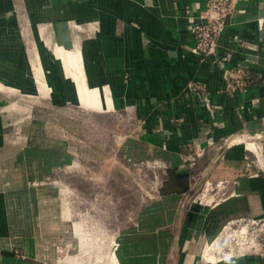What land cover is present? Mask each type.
<instances>
[{
	"label": "crops",
	"instance_id": "1",
	"mask_svg": "<svg viewBox=\"0 0 264 264\" xmlns=\"http://www.w3.org/2000/svg\"><path fill=\"white\" fill-rule=\"evenodd\" d=\"M206 3L0 0V94L18 96L0 107V146L5 121L13 117L9 107L21 117H33L44 103L104 116L132 105L148 121L155 150L187 185L166 201H182L194 169L197 175L211 171L208 180H199L213 185L203 194L212 200L209 214L204 207L185 213L179 207L174 214L168 204L150 209L140 226L123 232L130 239L122 234L118 251L109 254L115 264L126 245L139 248L135 234L142 227L150 237L156 226L163 229L145 242L165 249L166 264H244L242 252L219 255V232L226 224L264 219V0L239 2L217 34L214 51L200 57L191 29L204 23ZM94 91L96 103L82 96ZM9 163L4 159L0 172ZM1 201L0 264H53L40 259L48 244L41 238L31 243L18 203L9 210L7 204L20 201L18 194L0 195ZM212 240L216 257L210 258L205 250ZM11 249L25 258L6 256ZM257 259L254 264H264Z\"/></svg>",
	"mask_w": 264,
	"mask_h": 264
},
{
	"label": "rangeland",
	"instance_id": "2",
	"mask_svg": "<svg viewBox=\"0 0 264 264\" xmlns=\"http://www.w3.org/2000/svg\"><path fill=\"white\" fill-rule=\"evenodd\" d=\"M228 1L230 18L245 0ZM17 97L0 94V107ZM8 109L13 117L5 121L0 163L7 158L10 163L0 172V195L18 194L20 201L7 205L9 210L15 203L21 207L31 243L41 238L48 244L40 256L45 262L115 264L109 254L118 251L122 234L140 226L150 209H163L167 204L173 214L179 207L184 213L194 207H204L205 214L212 209V200L208 202L203 194H209L213 185L199 183L203 177L208 180L211 171L197 175L198 169H194L189 178L192 184L182 201L170 204L165 200L187 185L180 181L181 172L155 150V142L148 136V121L132 105L111 109L104 116L66 104L44 103L34 109L33 117H21L17 108ZM9 179L11 183L6 184ZM25 193L29 197L25 198ZM226 225L229 227L219 232V255L242 252L244 264L264 259V219ZM241 226H245L242 233ZM161 229L156 226L150 231ZM148 231L142 227L135 234L140 239L139 248L132 251L126 245L116 264H166L165 249L145 242L155 235L149 237ZM5 255L25 258L20 249Z\"/></svg>",
	"mask_w": 264,
	"mask_h": 264
},
{
	"label": "built area",
	"instance_id": "3",
	"mask_svg": "<svg viewBox=\"0 0 264 264\" xmlns=\"http://www.w3.org/2000/svg\"><path fill=\"white\" fill-rule=\"evenodd\" d=\"M230 15V4L228 0H207L204 10L205 21L202 24L195 25L191 33L195 38L194 51L206 55L213 52L214 41L217 34L222 30ZM192 166L195 164V158L192 157Z\"/></svg>",
	"mask_w": 264,
	"mask_h": 264
},
{
	"label": "bare ground",
	"instance_id": "4",
	"mask_svg": "<svg viewBox=\"0 0 264 264\" xmlns=\"http://www.w3.org/2000/svg\"><path fill=\"white\" fill-rule=\"evenodd\" d=\"M66 76V75H65ZM81 79H82V77H81ZM72 80L74 81V83L75 84H77V86H79V87H82L81 86V82H77V78L75 77V76H73L72 77ZM92 94H89V93H83L82 94V96H84L85 98H86V95L87 96H90L91 97V99H93V102L94 103H96V101H97V97H98V93L96 92V91H94V92H91ZM78 97H79V95H78ZM79 99V98H78ZM80 100V99H79ZM217 248V247H216ZM214 249H215V240H212V242H210L208 245H207V247H206V250H205V254H206V256H208V257H210V258H213V257H216L212 252H211V250L212 251H214ZM227 256V255H226ZM113 257H114V253H113ZM218 257V256H217ZM224 258V257H223ZM226 258V257H225ZM242 258V257H241ZM218 259V258H217ZM221 259H222V257H221ZM243 259V258H242ZM213 260V259H212ZM216 262V261H215ZM219 262V261H218ZM240 263V262H239ZM243 264V263H242Z\"/></svg>",
	"mask_w": 264,
	"mask_h": 264
},
{
	"label": "water",
	"instance_id": "5",
	"mask_svg": "<svg viewBox=\"0 0 264 264\" xmlns=\"http://www.w3.org/2000/svg\"><path fill=\"white\" fill-rule=\"evenodd\" d=\"M194 53L199 54V53H197V52H194ZM199 55H200V57H204V56H206V55H201V54H199Z\"/></svg>",
	"mask_w": 264,
	"mask_h": 264
}]
</instances>
